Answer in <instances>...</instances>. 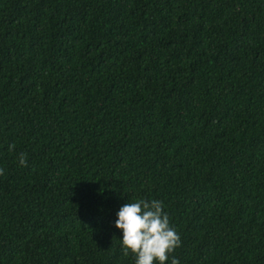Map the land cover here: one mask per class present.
Returning <instances> with one entry per match:
<instances>
[{
  "label": "trees",
  "instance_id": "trees-1",
  "mask_svg": "<svg viewBox=\"0 0 264 264\" xmlns=\"http://www.w3.org/2000/svg\"><path fill=\"white\" fill-rule=\"evenodd\" d=\"M0 168V264H264V0H0Z\"/></svg>",
  "mask_w": 264,
  "mask_h": 264
},
{
  "label": "clouds",
  "instance_id": "clouds-1",
  "mask_svg": "<svg viewBox=\"0 0 264 264\" xmlns=\"http://www.w3.org/2000/svg\"><path fill=\"white\" fill-rule=\"evenodd\" d=\"M15 144L9 146V151ZM20 166H27V155L17 156ZM4 169L0 168V175ZM114 227L122 233V254L134 257L135 264H166L170 254L181 246V238L171 225L164 203L157 199H137L124 204L116 214ZM171 264H179L174 256Z\"/></svg>",
  "mask_w": 264,
  "mask_h": 264
}]
</instances>
